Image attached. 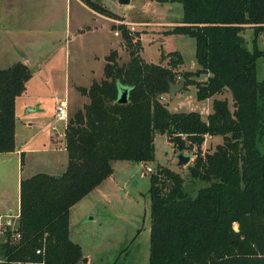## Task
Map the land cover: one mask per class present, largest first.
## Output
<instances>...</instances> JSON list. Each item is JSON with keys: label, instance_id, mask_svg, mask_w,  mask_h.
Returning a JSON list of instances; mask_svg holds the SVG:
<instances>
[{"label": "trees", "instance_id": "trees-1", "mask_svg": "<svg viewBox=\"0 0 264 264\" xmlns=\"http://www.w3.org/2000/svg\"><path fill=\"white\" fill-rule=\"evenodd\" d=\"M82 1L121 19L99 1ZM179 1L184 17L170 32L196 39L199 68L178 74L179 51L168 53L167 65L146 61L141 39L114 23L130 59L121 62L119 50L111 49L104 76L78 87L83 103L65 128L67 169L21 180L18 223L4 232L0 264H79L83 251L70 235L71 208L114 173L116 161L154 162L157 133L193 151L191 177L205 185L194 196L181 173L160 164L151 172L149 264H264V81L257 74L264 0ZM247 27L254 29L252 49L243 35ZM32 74L23 61L0 68V153L16 150V101ZM180 78L185 88L197 87L199 100L231 92L233 109L228 98H217L206 118L199 111L172 112L163 97ZM216 136L223 142L203 151Z\"/></svg>", "mask_w": 264, "mask_h": 264}, {"label": "rangeland", "instance_id": "rangeland-1", "mask_svg": "<svg viewBox=\"0 0 264 264\" xmlns=\"http://www.w3.org/2000/svg\"><path fill=\"white\" fill-rule=\"evenodd\" d=\"M94 1L105 4L121 19L102 17L94 21L92 15L95 14L82 0H0V68H8L28 58L30 68L36 73L29 81L27 92L19 98L21 130L16 145L26 150L23 178L38 172L62 175L67 169L65 123L55 121V112L67 97L70 115L74 114L82 105L83 97L73 80L79 78L80 84H91L88 75L93 69L97 78H102L105 57L111 49L119 50L121 62L130 59L121 32L117 34L112 28L114 23H125L136 38L141 39L142 56L146 61L167 65L168 53L179 51L184 62L178 68V74L199 68L196 39L170 32L184 17V6L179 0ZM66 26L73 35L68 53L65 39L63 43L59 41ZM243 35L252 49L254 29L247 27ZM259 46L264 49V33L259 37ZM257 74L264 81V57L257 61ZM205 77L202 75L197 79ZM217 98H228L233 109L231 92L199 100L194 84L184 86L174 97L165 95L163 100L172 112L199 111L206 118L213 112V102ZM53 124L59 132H55L56 146L51 142ZM222 142L221 136L208 137L202 149L213 151ZM155 146L154 162L116 161L114 175L71 208V237L83 251L79 264H149L151 172L147 171V166L155 171L160 164L181 173L186 188L194 196L205 185L191 177L189 166L193 163V151H183L191 154L192 160L187 165H180L181 149L169 141L166 134H156ZM259 148L264 152V136ZM1 160L4 158L0 153ZM12 163L16 168V162ZM3 176L9 180L0 181V188L7 190L9 202L12 205L15 202L16 208L17 170L12 165L0 167V179H4Z\"/></svg>", "mask_w": 264, "mask_h": 264}, {"label": "crops", "instance_id": "crops-1", "mask_svg": "<svg viewBox=\"0 0 264 264\" xmlns=\"http://www.w3.org/2000/svg\"><path fill=\"white\" fill-rule=\"evenodd\" d=\"M87 8H89V10H91L93 12L92 14H95V15H92V16H94V17H92L94 21L97 20V19H100L102 17H106L108 19L114 20L112 18H109V17H107L105 15L100 14L99 12L91 9L88 6H87ZM126 22H128V21H126ZM92 27L93 26H89L88 28H92ZM94 27H97V26H94ZM63 32L64 33H63V35H61V39H59V41L61 43H63V41L65 39V43H66V46H67V53H68V52H70L69 49L71 47L70 44H71V40H72V36L73 35H72V31H71V29H70L69 26H66V29ZM75 36H77V35L75 34L74 37ZM24 62L29 66V64H28L29 63L28 62V58H25L24 59ZM31 70H32V68H31ZM32 73L33 74H32L31 79H33V76L36 75V73L33 72V70H32ZM97 77L98 76H96V70L93 69L92 70V73L89 72L88 81L90 80V83L92 84V82L95 79H98ZM80 80L81 79H79V78H77V80H76V78H75V80H73L74 86H75V88H77V90H78V87H80V86L89 87L91 85V84H89V85L80 84ZM29 81L27 83V89H28ZM68 81H69V76L67 78V84H68ZM27 89H26V91L22 95H24L27 92ZM21 96H19L17 98V101H16V115H17V121H16V141H17V138H18L19 133H20V130H21V125L19 123V114H20L19 98ZM65 99H68V98L66 97ZM163 99H164V97H163ZM27 104H29V103H27ZM27 104L25 105V107L27 106ZM38 105H40V104H38ZM55 121H57V119ZM52 131H53V133L51 134V142H53V144L56 146L57 143H58V141H57L58 139H57L56 133H59V132H58V127L55 124L52 125ZM65 150H66V148H65ZM1 154L3 155L4 160H1L0 161V167L1 168H6V167H8V165H12L14 167V169L17 170V201H16V208H15V202H14L13 205L9 202V198L7 196V190H3L2 188H0V244H1L2 240H3L4 232L6 231V229L8 227H11V229H15L16 226H17V223H18V218H19V214H20V205H21V203H20L21 180L23 179L21 173L24 170V161H25L24 160V157H26V150H23L22 146L16 145V150L15 151H12V152H4V153H1ZM13 161L16 162V168H15V165H13V163H12ZM113 175H114V173L110 177H112ZM3 177H4V179H0V181L2 183L4 181L7 182L9 180L8 177H5V176H3ZM70 235H71V229H70ZM85 262H88V259Z\"/></svg>", "mask_w": 264, "mask_h": 264}, {"label": "water", "instance_id": "water-1", "mask_svg": "<svg viewBox=\"0 0 264 264\" xmlns=\"http://www.w3.org/2000/svg\"><path fill=\"white\" fill-rule=\"evenodd\" d=\"M121 3H129V0H120ZM185 86V80L181 79L179 83H170V95L171 97H174L176 93L180 90H182ZM120 102L125 103L128 101V89H124L121 97L119 99ZM192 160L191 154H185L183 150L181 149V153L179 155V164L180 165H187ZM234 229L236 231H239V225L235 224ZM84 261H87V258H84Z\"/></svg>", "mask_w": 264, "mask_h": 264}, {"label": "built area", "instance_id": "built-area-1", "mask_svg": "<svg viewBox=\"0 0 264 264\" xmlns=\"http://www.w3.org/2000/svg\"><path fill=\"white\" fill-rule=\"evenodd\" d=\"M117 34H118V32H117ZM55 118L58 121H63L65 123L64 124V134H65V128L67 127L68 122H69V118H70L69 104H68L67 99L62 100L60 102V104L58 105L56 112H55ZM147 171L152 172L153 167L147 166ZM38 252H40V251H38Z\"/></svg>", "mask_w": 264, "mask_h": 264}]
</instances>
